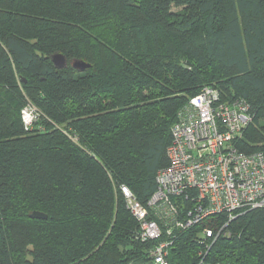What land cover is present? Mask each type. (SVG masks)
<instances>
[{"label":"trees","instance_id":"1","mask_svg":"<svg viewBox=\"0 0 264 264\" xmlns=\"http://www.w3.org/2000/svg\"><path fill=\"white\" fill-rule=\"evenodd\" d=\"M206 85L248 102L237 145L264 154V0H0V264H149L121 186L146 205ZM170 201L167 264H264V206L184 228Z\"/></svg>","mask_w":264,"mask_h":264},{"label":"built area","instance_id":"2","mask_svg":"<svg viewBox=\"0 0 264 264\" xmlns=\"http://www.w3.org/2000/svg\"><path fill=\"white\" fill-rule=\"evenodd\" d=\"M21 119L25 126L36 120L32 105H25ZM251 120L247 101H220L214 87L203 86L179 110L166 146L168 163L157 171L146 205L121 186L126 208L138 222L140 240L154 241L149 264H167L171 241L162 238L159 221L176 211L170 198L191 202L185 221L175 222L184 228L217 213L264 206V154L237 145Z\"/></svg>","mask_w":264,"mask_h":264},{"label":"water","instance_id":"3","mask_svg":"<svg viewBox=\"0 0 264 264\" xmlns=\"http://www.w3.org/2000/svg\"><path fill=\"white\" fill-rule=\"evenodd\" d=\"M51 61L56 67H62L65 65L66 62L65 57L60 53L53 54L51 56ZM70 65L79 71H83L84 69L90 66L88 63L82 60H72L70 61ZM29 216L31 218H46V214L36 210L32 211Z\"/></svg>","mask_w":264,"mask_h":264},{"label":"rangeland","instance_id":"4","mask_svg":"<svg viewBox=\"0 0 264 264\" xmlns=\"http://www.w3.org/2000/svg\"><path fill=\"white\" fill-rule=\"evenodd\" d=\"M252 209H254V208H252ZM247 210H248V209H247ZM232 213H233V212H232ZM232 213H231V214H232ZM231 214H230V215H231ZM227 215H229V214L227 213Z\"/></svg>","mask_w":264,"mask_h":264}]
</instances>
